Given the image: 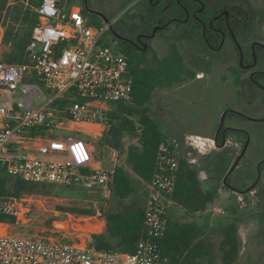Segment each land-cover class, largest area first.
<instances>
[{
  "label": "built area",
  "instance_id": "built-area-1",
  "mask_svg": "<svg viewBox=\"0 0 264 264\" xmlns=\"http://www.w3.org/2000/svg\"><path fill=\"white\" fill-rule=\"evenodd\" d=\"M35 10L39 22L27 45L28 61L0 58V174L73 185L109 198L116 167H104L93 142L66 133L92 135L94 127L97 137L107 128L104 115L112 103L132 98L128 55L112 39L111 23H91L82 6L42 0ZM214 148L215 138L195 134L160 144L157 170L146 187V234L134 252L98 250L87 233L75 243L13 235L5 228L11 223L0 221V264H160L159 240L172 207H181L172 197L180 160L197 164V153ZM112 154L115 160V148ZM35 197L0 191V215L25 221ZM210 210L226 214L216 203ZM56 225L62 229L65 221ZM89 225L92 234H100L106 222Z\"/></svg>",
  "mask_w": 264,
  "mask_h": 264
},
{
  "label": "trees",
  "instance_id": "trees-1",
  "mask_svg": "<svg viewBox=\"0 0 264 264\" xmlns=\"http://www.w3.org/2000/svg\"><path fill=\"white\" fill-rule=\"evenodd\" d=\"M206 5L222 7L223 9H204L207 13L204 19L208 31L213 26L223 27L225 18H216L220 13L229 11V25L235 33L239 29L250 27L253 20V13L246 9H232L243 7L232 0H203ZM250 4V0H241ZM0 0V32L1 45L7 50L1 54V59L14 62H27V45L32 38L33 31L39 22V14L35 8L42 0ZM83 12L90 17V22L101 25L104 19L95 16L83 7ZM223 25V26H222ZM210 43L219 45L222 36L215 40L206 34ZM122 50L128 55L130 62V74L133 77L132 98L127 102L112 103L111 109L105 112L104 121L107 128L102 135L100 142H105L113 148L120 150L124 145V138L135 137L137 143H131L127 147L126 161L138 177L134 179L128 171L122 167L115 168V174L111 185L110 197L118 201L117 207L107 208L104 211L106 222L105 230L100 234H92L89 237L91 244L98 250H120L134 252L141 238L146 234L145 227V206L147 190L144 195L140 191L153 178L157 170V155L160 144L168 136L163 132L159 121L155 118L151 103L158 89L171 88L176 84H183L188 79L196 76L178 45L172 43L168 46L167 53L162 58H156L150 64L147 56L139 55L131 50L125 42L121 41ZM240 56V54H239ZM237 81V85H238ZM235 114V112H232ZM225 127L223 126V129ZM231 134L247 139V133L241 129L227 128L226 135ZM218 146L222 147V134L215 136ZM239 140V139H238ZM244 146L245 140H239ZM231 156L228 150H214L209 154L199 157L197 164H192L185 159L180 160L178 178L174 193L175 202L189 213L204 212L214 205L218 199V191L222 185H230ZM259 166H264L262 161ZM206 171L212 186L204 189L200 178V171ZM242 191V188L234 187ZM82 187L73 185H58L45 182H28L18 177L0 174V191L3 193L43 196H85ZM131 199V200H128ZM83 214L92 215L94 209L65 208ZM231 211L235 212L233 208ZM0 221L15 223V219L0 215ZM241 221L226 225L223 237L219 243L220 259L222 264H236L241 257L243 240L240 235ZM161 260L160 264H211L214 257V243L204 237L202 225L196 221H182L168 216L167 228L164 236L159 240Z\"/></svg>",
  "mask_w": 264,
  "mask_h": 264
},
{
  "label": "rangeland",
  "instance_id": "rangeland-1",
  "mask_svg": "<svg viewBox=\"0 0 264 264\" xmlns=\"http://www.w3.org/2000/svg\"><path fill=\"white\" fill-rule=\"evenodd\" d=\"M232 1L243 5L246 10L253 13L251 26L239 29L235 35L236 42L228 38L219 50L214 51L203 43L204 49L200 43L197 47L184 49L178 38L165 40L161 37L157 54L149 56L150 64L156 58L165 56L168 44L176 43L196 76L183 84L158 89L150 106L163 132L171 138L184 139V134H200L214 138L224 114H226L223 124L225 128H238L247 133V139H244L247 148L244 153L246 144L242 146L234 134H231L226 146L223 148L217 146L212 150H228L232 157L230 168L238 161L230 172L232 187L222 185L218 191L216 204L222 205L226 209V214H214L210 208L192 214L184 208L173 206L171 215L178 220L196 221L202 225L204 237L210 239L215 246L211 264H222L219 243L224 228L239 218L243 246L241 257L236 264H264V169L258 178V166L264 161V106L260 103L262 100L257 102L251 94L250 84L245 81L248 73L243 76V84L240 88L237 87V77L229 72L230 68L239 69L241 51L243 65L254 61L259 62L258 68L264 65V0H250V4L241 0ZM12 2L13 0H9L8 4ZM24 2L26 3V0ZM60 2L65 8L73 5L83 6L82 0H60ZM104 15L110 20H115L120 13L104 11ZM254 45H256L255 49H253ZM5 50L7 47L2 44L0 58ZM96 130L97 128L92 127V135L76 132L66 134L93 142L96 145L97 157L104 162V167L122 166L138 181V177L126 161L127 147L131 143H137V139L125 137L123 147L120 150L115 148L117 156L114 160L113 147L100 142L105 130L94 137ZM197 156L199 158L202 155L197 153ZM200 178L204 189L211 188L212 184L206 171H200ZM234 187L242 188V191L235 190ZM145 189L146 186L141 189V195H144ZM82 192L85 196L79 193L72 196L36 195L30 217L19 223H11L5 228L13 235L34 236L61 242H79L84 233L90 237L92 232L89 224L105 221V209L117 207L118 201L111 197L103 198L98 192ZM65 208H92L95 212L90 215L71 210L64 211ZM233 208L234 213L231 211ZM89 216H97V219H89ZM58 221H65L67 227L58 228L56 225Z\"/></svg>",
  "mask_w": 264,
  "mask_h": 264
},
{
  "label": "flooded vegetation",
  "instance_id": "flooded-vegetation-1",
  "mask_svg": "<svg viewBox=\"0 0 264 264\" xmlns=\"http://www.w3.org/2000/svg\"><path fill=\"white\" fill-rule=\"evenodd\" d=\"M82 4V7H85L89 13L98 17H101L98 13L104 14V11L120 13L117 19L110 20L112 39L120 47L121 41L125 42L132 51L141 56L145 55L148 59L149 56L157 54L162 40L161 37L165 40L173 37L178 38L184 49L197 47L198 43L203 48V43L208 49L217 51L228 38L236 42V33L229 25V11L228 14L224 11L216 16V18H225L227 30L220 26H213V21H211L212 31H208L204 20L207 17V13H203V10L223 8L206 5L203 0H82ZM232 9L246 8L237 6ZM207 32L213 40L221 35V43L219 45H215L214 41L210 43L206 36ZM159 34L161 35L159 36ZM256 45L253 46V49H255ZM258 63V61H254L251 64L243 65V58H241L239 69L237 67L234 69L230 68L229 72L235 78L237 77L236 83L237 81L239 83L237 87L240 88L243 84V76L248 73L245 81L250 84L251 94L257 102L262 100L260 103L264 106V65L262 68H258ZM227 128L223 129L222 126L216 132L215 136L221 132L223 140L222 147L218 146L217 141L216 147L223 148L230 140L231 135H226ZM235 136L237 140L245 139L244 137ZM262 169L264 167L258 166V178L261 176Z\"/></svg>",
  "mask_w": 264,
  "mask_h": 264
},
{
  "label": "water",
  "instance_id": "water-1",
  "mask_svg": "<svg viewBox=\"0 0 264 264\" xmlns=\"http://www.w3.org/2000/svg\"><path fill=\"white\" fill-rule=\"evenodd\" d=\"M98 14L104 19L105 22H107V23H111L110 19H109L107 16H105V15L102 14V13H98ZM226 14H228V11H226ZM238 47L240 48V46H238ZM240 51H241V48H240ZM241 58H243L242 51H241ZM225 115H226V114H224L223 117H222V120H221V123H220L219 129H220V128L223 126V124H224ZM246 148H247V144L245 145V148H244L243 153L245 152ZM243 153H242V155H243ZM242 155L239 157V159L242 157ZM239 159H238V160H239ZM237 162H238V161H236V163L233 165V167L230 168L228 174H229V173L235 168V166L237 165ZM229 186H231V185H229ZM231 187H232V186H231Z\"/></svg>",
  "mask_w": 264,
  "mask_h": 264
},
{
  "label": "bare ground",
  "instance_id": "bare-ground-1",
  "mask_svg": "<svg viewBox=\"0 0 264 264\" xmlns=\"http://www.w3.org/2000/svg\"><path fill=\"white\" fill-rule=\"evenodd\" d=\"M65 227H67V224H65ZM95 228L100 229V226H96Z\"/></svg>",
  "mask_w": 264,
  "mask_h": 264
},
{
  "label": "crops",
  "instance_id": "crops-1",
  "mask_svg": "<svg viewBox=\"0 0 264 264\" xmlns=\"http://www.w3.org/2000/svg\"><path fill=\"white\" fill-rule=\"evenodd\" d=\"M186 135H189V134H184V136H186ZM197 135H200V134H197ZM205 137H208V136H205ZM113 159V158H112ZM103 164H104V162H103Z\"/></svg>",
  "mask_w": 264,
  "mask_h": 264
}]
</instances>
